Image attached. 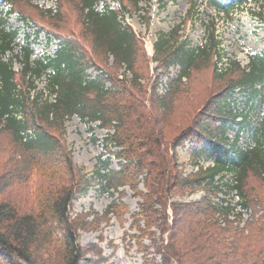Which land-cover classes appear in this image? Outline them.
<instances>
[{
    "label": "trees",
    "instance_id": "1",
    "mask_svg": "<svg viewBox=\"0 0 264 264\" xmlns=\"http://www.w3.org/2000/svg\"><path fill=\"white\" fill-rule=\"evenodd\" d=\"M8 1L11 0H0V4ZM99 1L82 0L90 36L96 48L113 57L117 67L126 66L132 75L130 83L119 78L116 71L91 79L85 55L73 40H62L53 56L32 61L29 35L21 48L23 68L16 73L12 62H4L2 57L13 51L17 31L5 28L7 14L0 8V264L105 262L96 245L81 248L77 244L78 231L97 229L101 218L95 215L90 223L86 221L88 216L70 215L74 194L84 195L92 184L74 166L66 147L64 123L72 116L107 130L105 145L115 149L106 160L99 158L105 173H100L98 164L94 174L103 190L117 192L129 187L141 200L139 213L131 217L130 227L136 229V234L125 235L144 254L142 264H264V190L249 187L253 176L264 178V117L260 127L252 132L254 147L242 151L236 146L250 125L248 114L254 95L261 93L259 103L264 109V92L254 89L255 85L264 84V55L252 57L247 68L233 64L220 74L215 72L218 79L232 75L224 89L202 108L203 113L197 111L191 116L179 138L175 137L181 144L200 145L193 156L211 160L213 166L199 167L184 177L172 164L174 155L169 157L161 147L164 134L174 128L168 118L176 96L182 93V79L190 77L198 56L209 55L206 49L211 47L205 44L202 48L186 49L180 43L172 49L176 31L158 34L154 60L164 64L165 73L169 65L177 64L180 70L170 80L165 96L153 93L147 99L134 59L135 35L118 22L117 12H95ZM141 1L131 3L136 7ZM251 1L256 3L210 0V6L230 17ZM213 36H207L210 43ZM44 75L47 96L35 85ZM106 82L110 87H106ZM234 89L250 96V109L245 114H234L231 108ZM52 95L55 98L50 102ZM238 115L241 122L236 121ZM229 122L238 128L231 151L225 148L229 141L226 132L233 127L227 126ZM193 124L195 127L190 128ZM111 155L118 170L110 169ZM141 183L145 192L138 190ZM197 190L205 191L199 202L172 201ZM232 191H236L240 209L258 207L257 218L243 229L241 213L230 219L235 208L218 196ZM126 214L121 200H114L103 217H114L122 225ZM140 216L146 231L139 224ZM144 235L150 241L147 247L142 246ZM90 255L95 259H88Z\"/></svg>",
    "mask_w": 264,
    "mask_h": 264
},
{
    "label": "rangeland",
    "instance_id": "2",
    "mask_svg": "<svg viewBox=\"0 0 264 264\" xmlns=\"http://www.w3.org/2000/svg\"><path fill=\"white\" fill-rule=\"evenodd\" d=\"M51 2L55 3V12L47 8ZM7 4L8 12L5 11L4 3L0 4L3 12L6 14L12 12L5 28L16 30L17 38L14 40L13 51L7 52L2 60L11 61L16 73L21 72L23 68L21 48L25 46L26 36L29 35L33 50L30 57L32 61L35 58L53 56L62 44V40H73L79 44L80 50L85 55L84 59L88 64L87 72L92 77L91 79L100 76V73L108 74V72L116 71L119 78L127 83L131 82L132 75L127 71L126 66L117 67L111 55H105L95 47L90 36V29L86 24L87 10L83 9L82 0H11ZM94 10L99 14L109 10L117 12L118 22L122 27L128 26L134 33L136 38L134 59L137 62V71L139 70L138 76L141 77L139 82L147 99L153 93L159 97L165 96L170 90V80L175 79L180 70L177 64L169 65L165 73L162 67L164 64L154 60V44L158 39V34H169L173 30L176 31L172 37V49L180 43H184L186 49L202 48L205 44L211 47L206 49L209 50L207 53L209 55L198 56L197 59H200L194 63L190 77L182 79V93L176 96L172 104L171 116L168 118L174 128L164 134V143L161 147L166 150L169 157L174 155L172 164L177 165V170L182 171L183 176L187 177L194 170L193 162H201L203 157L189 158L188 142L181 144L180 140L176 139L179 138L180 131L190 123L191 116L197 111L202 114V108L224 89L232 75L227 74L223 79H218L215 76L216 73L220 74L221 71L231 68L233 64H237L240 69L247 68L252 57L264 55V0H256V3L248 2L230 17L212 8L210 0H143L136 7L131 0H100ZM21 20L24 23H21ZM208 34L214 35L211 43L207 39ZM46 78L44 75L35 81L37 91L44 89ZM106 87H110V83L106 82ZM254 89L264 92V84L255 85ZM260 95L261 93L252 97L253 105L248 114L251 121L248 132L241 133L242 140H246V137L251 139L252 131L256 128L259 118L264 117L263 106L259 103ZM52 96L48 98V101H54L55 95ZM232 97L234 105L231 108H234V112L245 114L250 109L248 107L250 96L244 90L234 89ZM236 121L241 122V117ZM194 124L190 125V128L195 127ZM227 126H233L226 132L229 141L225 144V148L231 151L230 145L235 139L238 128L231 122ZM64 130V140L68 151L72 154L74 166L81 169L82 175L92 182L84 195L74 194L70 215L72 218L88 216L86 221L90 223L95 215H98L102 221L95 230L91 228L88 231H78L77 244L81 248L96 245L105 260L103 264H142L144 254L139 253L135 241H130L125 235L136 234V229L130 227L133 224L131 217L139 213L141 200L133 194L129 187L120 188L117 192L112 190L106 192L94 175L99 158L104 161L110 152L115 151L110 145L107 147L105 145L107 130L98 128L96 123L86 124L77 116H72L65 121ZM240 138L239 143H244ZM110 160V169L118 170L117 161L112 155ZM99 171L105 173L103 164L100 165ZM261 177H251L249 187L263 191L264 178ZM139 189L145 192L142 183L138 186ZM218 196L226 198L230 207L235 208L233 211L240 213L236 205L237 199L232 197V194ZM204 197L205 191L197 190L191 196H185L182 199L175 197L172 201L199 202ZM114 200L117 202L121 200L127 208L125 222L122 225L114 217L110 220L103 217L104 212ZM212 201L218 202L216 197ZM257 211L258 207H255L249 208L247 213L243 212L241 229L257 218L259 215ZM168 213L170 215L169 210ZM235 214L231 219L235 218ZM138 218L141 228L146 231L142 216ZM170 221L169 219V223ZM156 236H159L158 232ZM141 240L143 247L149 246L150 241L147 235H144ZM87 258L95 259L91 255ZM159 258L158 256L157 260Z\"/></svg>",
    "mask_w": 264,
    "mask_h": 264
},
{
    "label": "built area",
    "instance_id": "3",
    "mask_svg": "<svg viewBox=\"0 0 264 264\" xmlns=\"http://www.w3.org/2000/svg\"><path fill=\"white\" fill-rule=\"evenodd\" d=\"M5 5V11L6 12H8L9 11V8L7 7L8 6V4L6 3V4H4ZM47 8L48 9H50V10H52V11H56V6H55V3L54 2H51V4H49L48 6H47ZM12 14V12L11 13H9V14H7V15H4V17L9 21V19H10V17L12 16L11 15ZM21 23H24V21L23 20H21ZM179 73V72H178ZM178 75V74H177ZM176 75V76H177ZM42 92L45 94V96H47V94H46V91L43 89L42 90ZM31 97H33V95H34V91H32L31 92ZM53 97V96H52ZM49 98H51V96L49 97ZM233 110H234V108H233ZM234 112V111H233ZM237 113H239V112H234V114H237ZM239 117H241L240 115H238V117L237 118H239ZM19 118H20V116H19ZM241 120H242V118H241ZM262 120V118L260 117L259 118V120H258V122H257V126H256V128H259L260 126H259V124H260V121ZM249 121H251V119L249 118ZM256 128H254L253 130H255ZM248 132V131H247ZM253 132V131H252ZM30 133V132H29ZM240 140H242V138H240ZM234 141H235V139L232 141L233 143L232 144H234ZM244 143H239L240 141H238L237 142V144H236V146L238 147V148H240L242 151H245V150H247V149H251V148H253L254 147V145H255V143L254 142H252V140L250 139V138H248V137H246V140L244 139V140H242ZM188 145V150H189V152H190V156H189V158H193V159H195L194 158V156H193V153L197 150V149H199V147H200V145H197V144H191V143H188L187 144ZM205 146H209V143L208 142H205V144H204ZM194 163V165H192V166H194V170H192L191 171V173H195V172H197L198 171V169H199V167H203L204 169L205 168H207V167H209V166H213V162L211 161V160H205L204 158H202V161L201 162H193ZM196 169V170H195ZM190 173V174H191ZM227 177H229V176H227ZM229 194H232V197H234V198H236L237 199V201H236V205H237V202H238V196L236 195V191H232L231 193H229ZM220 195H222V196H225L224 194H220ZM220 199H224V200H226V198H220ZM227 204V202L224 204V205H226ZM239 210H240V213H241V218H242V215H244V213L243 212H246V211H248V210H242V209H240V207H239ZM235 213H237V212H235ZM247 213V212H246ZM232 218V216H230V219ZM233 220V219H232ZM241 224L242 223H240V227H241Z\"/></svg>",
    "mask_w": 264,
    "mask_h": 264
}]
</instances>
